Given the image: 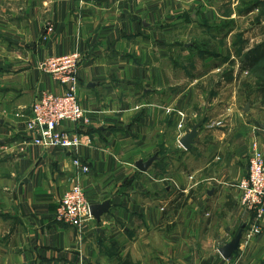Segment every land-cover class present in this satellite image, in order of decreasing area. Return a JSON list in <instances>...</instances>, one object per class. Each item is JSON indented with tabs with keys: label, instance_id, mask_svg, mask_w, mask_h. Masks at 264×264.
<instances>
[{
	"label": "crops",
	"instance_id": "crops-1",
	"mask_svg": "<svg viewBox=\"0 0 264 264\" xmlns=\"http://www.w3.org/2000/svg\"><path fill=\"white\" fill-rule=\"evenodd\" d=\"M259 29L264 0H0V264H264V223L247 238L254 214L235 187L253 143L264 152L259 64L246 59L264 47ZM73 52L84 143L35 146V94L63 90L39 62ZM75 158L91 205L112 204L82 227L56 218Z\"/></svg>",
	"mask_w": 264,
	"mask_h": 264
},
{
	"label": "built area",
	"instance_id": "built-area-1",
	"mask_svg": "<svg viewBox=\"0 0 264 264\" xmlns=\"http://www.w3.org/2000/svg\"><path fill=\"white\" fill-rule=\"evenodd\" d=\"M46 28L51 31L52 24L48 22ZM83 62L84 56L79 52L50 56L39 62V69L50 75L63 90L58 93L37 90L31 106L32 115L27 122L35 146L55 151L79 150L82 147L83 132L91 124L78 97ZM66 124L70 128L64 127ZM181 126H184L183 122ZM74 163L78 172L70 179L71 185L60 200L56 218L82 227L93 218L91 202L81 181V175L89 172V167L79 158H75ZM236 186L242 192V206L254 214L252 227L247 233V238L253 239L262 233L264 223V152L258 150L256 142L253 143L248 176L240 179Z\"/></svg>",
	"mask_w": 264,
	"mask_h": 264
},
{
	"label": "water",
	"instance_id": "water-1",
	"mask_svg": "<svg viewBox=\"0 0 264 264\" xmlns=\"http://www.w3.org/2000/svg\"><path fill=\"white\" fill-rule=\"evenodd\" d=\"M198 128L199 125H196L191 129V131L187 132L182 137L180 142L185 148L190 149L195 143V139L198 135ZM156 158L157 157L154 156L147 161L140 160L137 163V167L142 171H147V169L153 164ZM111 207H112L111 201L107 200L101 204L91 205V212L94 218L101 220V216L108 213ZM243 233H244V227L239 231V233L236 235V237L233 238V240L230 243H228L227 245L223 246L220 249V252L224 258L226 259L230 258L239 249Z\"/></svg>",
	"mask_w": 264,
	"mask_h": 264
},
{
	"label": "rangeland",
	"instance_id": "rangeland-1",
	"mask_svg": "<svg viewBox=\"0 0 264 264\" xmlns=\"http://www.w3.org/2000/svg\"><path fill=\"white\" fill-rule=\"evenodd\" d=\"M226 1H229V0H226ZM230 1H233V0H230ZM252 1V0H251ZM257 1H260V0H257ZM263 7V6H262ZM262 10L263 9H260V11L258 12L259 14H262ZM249 23H250V25L252 24L251 22H250V20H242L241 21V23H240V25H241V28H239V29H245V28H247V27H249ZM259 32L260 33H258V39H264V30H263V32H262V29H259ZM174 41V40H173ZM234 41H238L239 43H240V40L239 39H234V38H230L229 39V41H227L225 44H224V46H226L225 48L227 49V48H229V47H231V48H234ZM248 41H250V39H245V42H248ZM244 42V41H243ZM173 45H176V42L173 44ZM230 63H233L232 61H230ZM259 65L261 66L262 65V67H260L259 69H258V77L259 76H264V61H261V63H259ZM226 77H229V76H226ZM79 82H80V80H79ZM259 150V149H258ZM237 184V183H236ZM235 187L237 188V186L235 185Z\"/></svg>",
	"mask_w": 264,
	"mask_h": 264
},
{
	"label": "trees",
	"instance_id": "trees-1",
	"mask_svg": "<svg viewBox=\"0 0 264 264\" xmlns=\"http://www.w3.org/2000/svg\"><path fill=\"white\" fill-rule=\"evenodd\" d=\"M263 48H264L263 46H259L254 51H252L250 54L246 55V59L248 60V64L249 65L254 66L255 64L261 63V58L264 57V51H262ZM260 67H262V65L261 66L259 65V68ZM257 89L259 90V92L264 97V76H259L258 77V87H257ZM263 104H264V100H263Z\"/></svg>",
	"mask_w": 264,
	"mask_h": 264
}]
</instances>
